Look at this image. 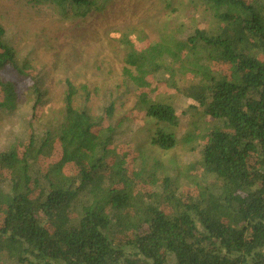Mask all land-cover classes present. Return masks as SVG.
I'll return each instance as SVG.
<instances>
[{
  "label": "trees",
  "instance_id": "trees-1",
  "mask_svg": "<svg viewBox=\"0 0 264 264\" xmlns=\"http://www.w3.org/2000/svg\"><path fill=\"white\" fill-rule=\"evenodd\" d=\"M30 1L85 18L110 0ZM193 1L211 21L178 40L182 53L152 46L124 58L134 78L175 88L212 122L191 147L202 173L188 191L197 193L169 175L144 188L141 156L129 166L117 127L76 105L79 89L66 80L62 121L43 135L33 129L23 155L0 151V264H264V0ZM27 68L0 24V106L14 102L9 75ZM28 89L37 109L41 81ZM146 113L156 120L151 144L175 148V106L150 102ZM55 150L60 160L45 169L41 158Z\"/></svg>",
  "mask_w": 264,
  "mask_h": 264
},
{
  "label": "rangeland",
  "instance_id": "rangeland-1",
  "mask_svg": "<svg viewBox=\"0 0 264 264\" xmlns=\"http://www.w3.org/2000/svg\"><path fill=\"white\" fill-rule=\"evenodd\" d=\"M210 21L193 0H110L104 10L85 18H65L50 3L0 0V24L6 39L19 62L31 68L25 77H8L7 82L16 87L13 105L0 106V151L14 147L23 155L34 130L43 135L62 121L66 80H70L79 89L76 105L87 106L95 118L103 117V125L117 127V147L129 155V166L134 169L135 158L141 156L150 174L142 179L144 188L153 189L156 176L162 181L169 175L180 178V187L187 192L202 173L197 164L200 153L191 147L213 124L191 109L193 103L175 88L150 76L134 78L135 68L126 64L124 57L128 50L139 52L152 46L182 53L178 40L196 28H208ZM33 78L41 81L45 91L37 109L35 96L28 89ZM191 80L189 73L182 77V81ZM6 90L0 85V103L7 102ZM158 101L175 106L179 117L175 126L179 144L169 151L150 142L156 120L147 116L146 107ZM111 104L110 113L107 107ZM190 134L193 140L187 141ZM60 158L61 153L55 150L40 163L46 169ZM188 192L197 193L195 189Z\"/></svg>",
  "mask_w": 264,
  "mask_h": 264
}]
</instances>
